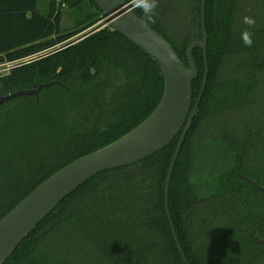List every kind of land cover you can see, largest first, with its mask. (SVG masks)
<instances>
[{
  "label": "trees",
  "instance_id": "1",
  "mask_svg": "<svg viewBox=\"0 0 264 264\" xmlns=\"http://www.w3.org/2000/svg\"><path fill=\"white\" fill-rule=\"evenodd\" d=\"M39 1L0 0V64L32 57L0 78V97L53 83L39 101L0 106V222L54 173L143 123L165 89L158 63L111 25L71 41L102 20L95 0H49L46 15ZM64 9L80 10L72 31L62 28ZM155 12L147 24L189 67L187 49L203 38L202 0H158ZM206 30L209 77L173 172L170 214L189 264H264L254 238L264 239V191L245 179L264 187V0H207ZM194 59L193 106L202 48ZM180 137L86 182L5 264H185L165 204Z\"/></svg>",
  "mask_w": 264,
  "mask_h": 264
},
{
  "label": "water",
  "instance_id": "2",
  "mask_svg": "<svg viewBox=\"0 0 264 264\" xmlns=\"http://www.w3.org/2000/svg\"><path fill=\"white\" fill-rule=\"evenodd\" d=\"M103 12L105 25L120 32L133 44L150 55L159 65L164 76L165 89L156 110L139 126L119 140L87 154L60 169L35 188L0 222V264H5L23 241L66 198L86 182L102 172L123 168L143 161L168 147L180 134L165 187V204L179 252L185 264H189L179 241L170 214L169 194L173 172L202 101L209 77L208 34L206 30V3L202 0L203 38L192 42L187 49L189 67L181 60L173 46L150 25L144 23L127 0H95ZM202 48L205 59V77L193 106L194 81L200 69L194 59V50ZM53 83L41 84L37 89L21 90L0 97V106L17 97L36 96L39 101L42 89ZM259 191L264 187L245 178ZM264 245V239L254 237Z\"/></svg>",
  "mask_w": 264,
  "mask_h": 264
},
{
  "label": "rangeland",
  "instance_id": "3",
  "mask_svg": "<svg viewBox=\"0 0 264 264\" xmlns=\"http://www.w3.org/2000/svg\"><path fill=\"white\" fill-rule=\"evenodd\" d=\"M49 9V0H41L38 3V11L44 15L47 14ZM91 10V8H88ZM84 10H87V5L84 6ZM80 14V10H70V9H64L63 10V20H62V28L65 32L72 31L74 28V25L77 21V18ZM106 27L105 22L102 20H99L98 23L91 28L87 29L86 31L80 33L79 35L73 37L71 39L72 42H78L85 38L86 35H90L94 32L100 31Z\"/></svg>",
  "mask_w": 264,
  "mask_h": 264
},
{
  "label": "clouds",
  "instance_id": "4",
  "mask_svg": "<svg viewBox=\"0 0 264 264\" xmlns=\"http://www.w3.org/2000/svg\"><path fill=\"white\" fill-rule=\"evenodd\" d=\"M132 4L134 7L140 9L145 17L144 23L145 25L148 22L155 23V15H156V8L158 7V0H132ZM243 23L252 26L255 24V20L252 17L245 16L243 18ZM253 33L249 31L248 29H245L242 31L241 38L243 40V43L251 47L253 44L252 40Z\"/></svg>",
  "mask_w": 264,
  "mask_h": 264
},
{
  "label": "built area",
  "instance_id": "5",
  "mask_svg": "<svg viewBox=\"0 0 264 264\" xmlns=\"http://www.w3.org/2000/svg\"><path fill=\"white\" fill-rule=\"evenodd\" d=\"M30 59H32V57L23 60L25 62H23L22 60H19V61L5 62V63L0 64V78L10 73L12 69H15L25 63H28L29 61H31Z\"/></svg>",
  "mask_w": 264,
  "mask_h": 264
}]
</instances>
